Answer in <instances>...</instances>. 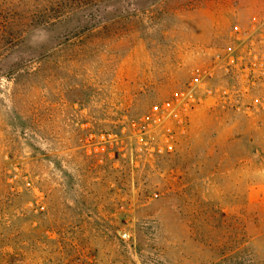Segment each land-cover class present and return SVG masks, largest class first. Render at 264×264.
Returning a JSON list of instances; mask_svg holds the SVG:
<instances>
[{
    "label": "rangeland",
    "instance_id": "374dc122",
    "mask_svg": "<svg viewBox=\"0 0 264 264\" xmlns=\"http://www.w3.org/2000/svg\"><path fill=\"white\" fill-rule=\"evenodd\" d=\"M0 264H264V0H0Z\"/></svg>",
    "mask_w": 264,
    "mask_h": 264
},
{
    "label": "built area",
    "instance_id": "2783aa9c",
    "mask_svg": "<svg viewBox=\"0 0 264 264\" xmlns=\"http://www.w3.org/2000/svg\"><path fill=\"white\" fill-rule=\"evenodd\" d=\"M159 110L168 113V115L172 116L173 118H178V114H177L175 106H174V104L172 102L165 103ZM180 121L181 120H179V122Z\"/></svg>",
    "mask_w": 264,
    "mask_h": 264
}]
</instances>
